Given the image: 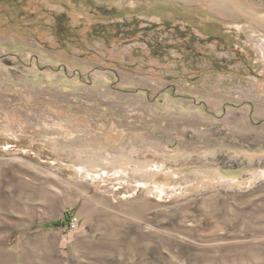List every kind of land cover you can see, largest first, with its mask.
I'll list each match as a JSON object with an SVG mask.
<instances>
[{"label":"rangeland","instance_id":"1","mask_svg":"<svg viewBox=\"0 0 264 264\" xmlns=\"http://www.w3.org/2000/svg\"><path fill=\"white\" fill-rule=\"evenodd\" d=\"M0 8V264H264V0Z\"/></svg>","mask_w":264,"mask_h":264},{"label":"flooded vegetation","instance_id":"2","mask_svg":"<svg viewBox=\"0 0 264 264\" xmlns=\"http://www.w3.org/2000/svg\"><path fill=\"white\" fill-rule=\"evenodd\" d=\"M18 2V0H0V3H5L6 4V7H8V9H9V6H11L13 3H15V2ZM11 4V5H10ZM14 10H11V12H10V10L8 11V12H6L5 13V11H3V10H1V8H0V21L2 20V18H8L7 19V23L10 25L9 26V29L10 30H13L14 28V26H16L15 25V23H16V16H15V14L14 13H12ZM20 17V16H19ZM11 23H10V22ZM12 26V27H11Z\"/></svg>","mask_w":264,"mask_h":264},{"label":"trees","instance_id":"3","mask_svg":"<svg viewBox=\"0 0 264 264\" xmlns=\"http://www.w3.org/2000/svg\"><path fill=\"white\" fill-rule=\"evenodd\" d=\"M73 218V215L66 213L62 219L47 223L46 227H70L72 225Z\"/></svg>","mask_w":264,"mask_h":264},{"label":"bare ground","instance_id":"4","mask_svg":"<svg viewBox=\"0 0 264 264\" xmlns=\"http://www.w3.org/2000/svg\"><path fill=\"white\" fill-rule=\"evenodd\" d=\"M186 2H191V1H193V0H185Z\"/></svg>","mask_w":264,"mask_h":264}]
</instances>
